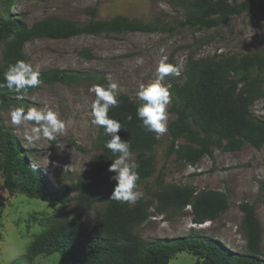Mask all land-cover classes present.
Listing matches in <instances>:
<instances>
[{"label": "rangeland", "instance_id": "374dc122", "mask_svg": "<svg viewBox=\"0 0 264 264\" xmlns=\"http://www.w3.org/2000/svg\"><path fill=\"white\" fill-rule=\"evenodd\" d=\"M91 7L96 9L95 20L123 15L144 22L159 19L171 28L152 32L84 33L59 39L35 38L25 43L23 60L30 62L34 69L39 67L40 71L58 68L111 74L122 86L121 92L136 99L139 85L156 78L159 61L165 56L172 57L173 65L180 71L175 78L181 81L190 57L197 60L240 58L249 52L264 50V7L259 4L213 27L182 25L186 10L174 8L170 0H13L10 6L6 0H0V19L18 18L31 26L38 20L57 17L83 24L93 18L87 12ZM3 47L0 44V67L5 64ZM83 50H88L92 56H85ZM137 57L143 58V65L137 66ZM168 83L165 80V84ZM94 84L92 80L72 84L42 83L30 92L10 94L16 104L25 107L47 105L70 121L67 132L56 141L28 145L23 139L25 126L11 124L10 109L14 106L0 108L3 124L19 139L28 152V160L40 167L55 184L60 181L70 189L65 202L55 205L21 193L11 195L4 186L0 164V264H10L17 259L23 264H63L58 253L38 256L31 261L26 256L28 245L45 230L49 218L65 221L76 217L92 228L102 217L108 204L105 199L108 177L114 174L108 170L112 162L98 173L100 184L94 189L97 198L88 195L90 188L88 191L73 189L79 180L86 181V176L95 180L93 174L86 175V171L89 172L92 161L101 151L97 141L99 126L91 122L90 115L95 94L89 89ZM250 110L256 118L264 120V97L256 100ZM167 111L169 127L176 118L171 103ZM184 143L181 139L175 149ZM170 146L171 136L167 130L155 150L154 174L137 182L138 190L143 193L140 200L149 202L151 208L149 218L136 231L146 239L199 231L222 241L234 251L245 252L248 238L242 227L244 215L240 205L248 202L254 207L261 226L260 249L264 258V191L260 188V183L264 182V146L257 149L246 142L236 150L216 148L212 155H205L196 163L188 162L176 151L171 152ZM132 154L137 162L138 152ZM171 187L223 192L228 208L216 219L202 223L193 220L192 207L188 205L180 210L168 207L157 212L156 194ZM199 260L191 251L182 250L169 264H200Z\"/></svg>", "mask_w": 264, "mask_h": 264}, {"label": "trees", "instance_id": "16d2710c", "mask_svg": "<svg viewBox=\"0 0 264 264\" xmlns=\"http://www.w3.org/2000/svg\"><path fill=\"white\" fill-rule=\"evenodd\" d=\"M8 5L13 0H6ZM177 9H185L182 25L213 27L226 22L233 14H239L254 7H264V0H170ZM91 14L88 22L77 24L69 19L48 17L31 26L24 20L0 19V44H3L5 64L0 67V83L9 64L24 58V46L35 38H68L79 34H103L122 31L152 32L171 27L161 20L144 22L118 15L110 20H95V8L87 9ZM85 56H92L83 50ZM168 62L173 64L172 57ZM41 80L47 85L55 83L72 84L92 80L106 84V73L99 71L88 74L83 71H69L53 68L43 70ZM172 92V109L176 118L168 127L171 136V152L176 151L190 163H196L205 155H212L214 149L236 150L243 143L257 149L264 146V120L251 113V105L264 97V50L249 52L240 58H189L181 81L175 76L165 79ZM30 88L27 92L32 91ZM6 87L0 88V108L3 105L20 106L13 102ZM119 106L110 109V117L120 121L119 132L127 140L131 152H138L139 176L144 179L156 170L155 150L161 142L155 133L147 132L137 118V102L128 94L119 97ZM131 117V119H129ZM106 136L99 126L98 145L100 154L96 157L86 176L73 187L86 190L97 198L94 189L100 184L98 173L112 161L113 154L106 148ZM181 139L178 149L175 145ZM0 164L3 170L4 186L9 194H24L31 198L47 201L53 205L63 203L70 190L62 182L56 184L35 163L28 160L19 139L8 130L0 118ZM94 171V172H93ZM108 177L109 186L105 192L108 204L100 220L87 227L80 219L58 220L49 218L45 230L35 236L26 249L29 261L38 256L58 253L63 264H169L182 250H189L200 259V264H264L260 249L261 226L254 207L243 202L242 227L248 238L245 252L234 251L222 241L203 232L176 237L144 238L136 228L150 216L149 202L139 200L136 204L119 203L110 199L115 182ZM264 191V182L260 183ZM85 194V193H84ZM157 212L168 207L180 210L192 207L193 220L202 223L214 220L228 208L225 193L214 190L196 191L190 187H171L156 194ZM161 205V206H160ZM10 264H23L19 259Z\"/></svg>", "mask_w": 264, "mask_h": 264}, {"label": "clouds", "instance_id": "9594fccd", "mask_svg": "<svg viewBox=\"0 0 264 264\" xmlns=\"http://www.w3.org/2000/svg\"><path fill=\"white\" fill-rule=\"evenodd\" d=\"M142 57L136 58L137 66L143 65ZM155 79L139 85L136 92V115L142 122L141 126L149 133H155L159 139L168 130V105L172 102L170 86L165 84L169 76H179V69L163 57L156 69ZM39 67L23 59L9 64L3 73V83L0 88L6 87L17 94H24L30 88L40 86ZM106 84H94L90 92L95 94L91 103L92 123L101 126L106 136V148L113 154L109 172L114 173L111 179L115 182L110 199L119 203H136L143 197L138 190L139 164L132 159L130 143L122 140L119 135L122 125L120 121L110 117V109L119 106L122 86L115 81L111 74L105 76ZM11 124L16 127L25 126L24 141L28 145H35L40 141H56L67 132L70 121L64 120L60 113L47 105L14 106L10 109ZM131 119V117H129ZM31 125L27 127V125ZM189 206V205H188Z\"/></svg>", "mask_w": 264, "mask_h": 264}]
</instances>
